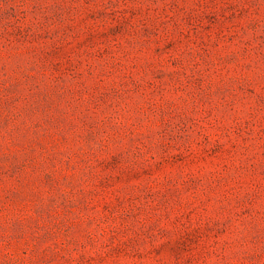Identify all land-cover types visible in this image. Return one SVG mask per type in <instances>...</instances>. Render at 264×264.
Here are the masks:
<instances>
[{"label": "rangeland", "instance_id": "rangeland-1", "mask_svg": "<svg viewBox=\"0 0 264 264\" xmlns=\"http://www.w3.org/2000/svg\"><path fill=\"white\" fill-rule=\"evenodd\" d=\"M0 264H264V0H0Z\"/></svg>", "mask_w": 264, "mask_h": 264}]
</instances>
